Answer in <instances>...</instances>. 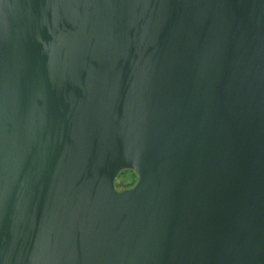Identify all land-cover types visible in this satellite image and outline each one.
<instances>
[{"label": "water", "instance_id": "95a60500", "mask_svg": "<svg viewBox=\"0 0 264 264\" xmlns=\"http://www.w3.org/2000/svg\"><path fill=\"white\" fill-rule=\"evenodd\" d=\"M0 264H264V0H0Z\"/></svg>", "mask_w": 264, "mask_h": 264}, {"label": "rangeland", "instance_id": "374dc122", "mask_svg": "<svg viewBox=\"0 0 264 264\" xmlns=\"http://www.w3.org/2000/svg\"><path fill=\"white\" fill-rule=\"evenodd\" d=\"M138 177L131 170L122 171L116 179V188L120 191L132 188L136 185Z\"/></svg>", "mask_w": 264, "mask_h": 264}]
</instances>
